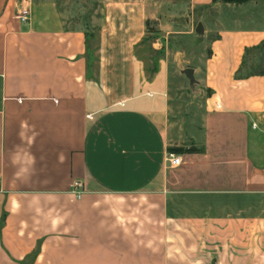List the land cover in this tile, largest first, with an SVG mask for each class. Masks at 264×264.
Wrapping results in <instances>:
<instances>
[{"label":"crops","instance_id":"obj_1","mask_svg":"<svg viewBox=\"0 0 264 264\" xmlns=\"http://www.w3.org/2000/svg\"><path fill=\"white\" fill-rule=\"evenodd\" d=\"M244 3L104 0L92 53L54 0H0V264H264V76L240 75L264 2L258 27L203 23ZM206 29L184 133L168 66Z\"/></svg>","mask_w":264,"mask_h":264},{"label":"rangeland","instance_id":"obj_2","mask_svg":"<svg viewBox=\"0 0 264 264\" xmlns=\"http://www.w3.org/2000/svg\"><path fill=\"white\" fill-rule=\"evenodd\" d=\"M64 17L65 24L68 26L80 25L85 33H89L93 38L90 40L92 53L95 52L96 36L98 34V8L104 0H54ZM221 2L220 0H216ZM244 1L246 3L237 5L232 8L221 6L217 13L214 9L206 10L204 13L203 23L207 29L214 26V15L217 17L216 23L221 26H230L232 21L231 15H236L239 20L235 25L245 27H258L262 24V5L264 0ZM242 3V2H240ZM237 4V3H236ZM235 23V22H234ZM202 27V26H201ZM203 28V27H202ZM201 28V29H202ZM194 32L187 35L184 39H174L175 47L182 48L184 55L180 60L171 62L168 66V90L169 103L172 108V119L176 127L182 129L184 133L190 132L199 119L200 104L204 100V89L199 80L190 78L185 72V67H199L202 62V54H206L208 40L213 36L212 32ZM155 22L146 23L145 40L150 41L157 37ZM260 43V42H259ZM147 52L152 54L151 50ZM146 52V53H147ZM147 69L151 70V64L147 62ZM243 72H263L264 73V44L258 45V48H249L241 60ZM197 106V107H196ZM138 213V212H137ZM215 260V259H214ZM213 260V261H214Z\"/></svg>","mask_w":264,"mask_h":264},{"label":"built area","instance_id":"obj_3","mask_svg":"<svg viewBox=\"0 0 264 264\" xmlns=\"http://www.w3.org/2000/svg\"><path fill=\"white\" fill-rule=\"evenodd\" d=\"M17 18L19 21L25 23L28 20L27 17V12L25 10H22L18 15ZM217 106V105H216ZM87 118H91V114L88 113L86 114ZM166 159L168 160V162L170 163V165L172 166H176L180 163V158L177 154L173 153V152H167L166 154ZM81 184L80 181L78 180H73L70 186V192L76 197H80L82 190L80 189Z\"/></svg>","mask_w":264,"mask_h":264},{"label":"trees","instance_id":"obj_4","mask_svg":"<svg viewBox=\"0 0 264 264\" xmlns=\"http://www.w3.org/2000/svg\"><path fill=\"white\" fill-rule=\"evenodd\" d=\"M212 1H215V0H212ZM221 2H225V3H240V2H244V1H247V0H220ZM262 44V48H263V44H264V41H261L260 43L256 44V45H253L251 47H248V48H245L244 49V53L249 49V48H258V45H261ZM242 64V63H241ZM240 72H241V68H240ZM252 75V74H258V75H262L264 76V73L263 72H242V74L240 73V75Z\"/></svg>","mask_w":264,"mask_h":264},{"label":"water","instance_id":"obj_5","mask_svg":"<svg viewBox=\"0 0 264 264\" xmlns=\"http://www.w3.org/2000/svg\"><path fill=\"white\" fill-rule=\"evenodd\" d=\"M185 72L187 74V76L190 78H192L191 74H190V70L188 68L185 69Z\"/></svg>","mask_w":264,"mask_h":264}]
</instances>
